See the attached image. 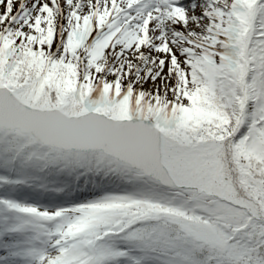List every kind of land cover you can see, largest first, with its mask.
<instances>
[{
    "label": "snow or ice",
    "instance_id": "snow-or-ice-1",
    "mask_svg": "<svg viewBox=\"0 0 264 264\" xmlns=\"http://www.w3.org/2000/svg\"><path fill=\"white\" fill-rule=\"evenodd\" d=\"M0 264H264V0H0Z\"/></svg>",
    "mask_w": 264,
    "mask_h": 264
}]
</instances>
